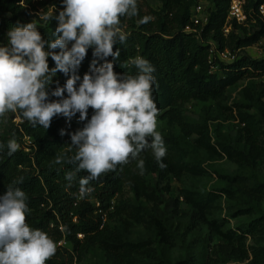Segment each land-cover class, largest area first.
I'll use <instances>...</instances> for the list:
<instances>
[{"label":"trees","instance_id":"trees-1","mask_svg":"<svg viewBox=\"0 0 264 264\" xmlns=\"http://www.w3.org/2000/svg\"><path fill=\"white\" fill-rule=\"evenodd\" d=\"M161 7L154 10L149 0H137L138 15L120 17V28H124L126 36L124 43L119 41L114 51H119V57H108L107 61L114 65V72L119 76H136L139 69L131 63L136 57L146 59L154 68L152 73L155 84L152 87V97L159 110L157 121L167 120L175 125L182 134L189 138L198 135L197 146L208 151L217 152L210 143L209 130L206 125L192 126L184 119L182 108L192 101L206 102L222 99L227 88L247 78H260L261 82L255 87L254 104L264 100V59L257 61L250 57H239L230 65H221V69L210 73L208 64V47L203 43L212 40L221 50H245L264 42V15L260 7L264 0H242L247 15L248 26L255 28L249 32L248 26L228 22V12L231 0H215L214 8L209 13L205 26L191 21V7L188 0H157ZM56 6L63 9V0H0V34H7L10 29L34 23L44 41L45 51H53L48 45L57 39L55 29L57 16L52 15L46 27H39L32 19L40 9L47 10ZM144 16H151L146 24L139 21ZM232 24V30L225 36L224 29ZM190 27L199 34H187L185 29ZM0 46H9L0 39ZM71 42L68 47L71 48ZM59 53L60 49L54 50ZM94 48L87 50L85 59L75 70L80 79L85 74H92L91 66L96 61V67L105 63V59L93 56ZM49 69L56 67L55 62L48 57ZM73 73L65 75L57 72L46 87L48 102L57 101L51 93L59 86L64 87ZM67 98V92L64 93ZM248 106V108H250ZM94 114L88 109V120ZM19 118L22 122L15 120ZM88 120L80 121L79 113L71 118L63 115L53 117L50 127L33 126L27 121L21 111L8 112L0 117V196H3L9 185L20 188L26 194L28 225L46 233L56 243V253L46 264H66L64 255L60 253L58 244L66 241L72 251L81 260L87 248L99 246L104 249L113 264H136L134 255L146 254L150 251V241L128 242L123 235L113 230L108 222L120 217L125 207L116 206L114 202L124 195V190L134 194L136 200L148 198L150 188L144 175H154L159 181L166 182L172 177L181 178L182 171L175 162V157L166 151L161 168L151 149H145L135 159L117 165L115 171H109L98 180L90 181L88 187L93 191L81 195L79 181L88 175L85 171H77V166L68 161L75 155L71 135L81 130ZM242 139L244 150L235 146L223 149L232 161L254 169L264 149L259 144L260 132L251 120L244 121ZM64 135H61V132ZM15 139L18 150L8 155L7 143ZM149 140L151 138L149 137ZM57 156H63L60 164L55 163ZM144 161V170L137 167L139 160ZM73 174L68 181L65 177ZM20 181L19 183H17ZM257 194L264 193V183L255 181ZM168 188V187H166ZM178 208L177 204L175 205ZM193 226L198 227L203 221L202 210L195 208L192 216ZM251 234L258 235L264 231V216L252 222ZM82 236V239L79 238ZM71 259L73 255H69ZM195 258L188 255L181 264H193ZM255 264H264V249L254 253ZM72 263V261H71ZM150 264H169L164 260Z\"/></svg>","mask_w":264,"mask_h":264},{"label":"clouds","instance_id":"clouds-1","mask_svg":"<svg viewBox=\"0 0 264 264\" xmlns=\"http://www.w3.org/2000/svg\"><path fill=\"white\" fill-rule=\"evenodd\" d=\"M125 15H138L137 0H63L55 29L58 38L48 45L53 51L44 50L47 42L34 23L10 29L9 46H0V117L19 110L33 126L47 129L56 115L71 118L79 113L80 121H85L88 109H93L91 119L71 135L69 146L75 155L68 162L75 164L77 171L88 173L79 181L82 196L93 191L88 187L90 181L115 171L117 165L127 164L130 157L135 159L145 149H151L161 168L166 167L162 163L166 148L157 131L159 110L152 97L154 68L138 56L131 63L139 74L119 76L113 63L107 61L108 57H119V51H114L117 37L121 43L126 40L118 27ZM150 20L151 16H144L139 23ZM90 47L94 48L93 56L104 58L105 63L96 67L93 61L92 74H85L77 89L80 78L74 73ZM57 48L59 53L54 51ZM49 56L56 65L53 69H49ZM57 72L73 74L64 87L58 86L51 93L60 99L48 102L46 87ZM18 147L15 139L9 140L8 155ZM63 160L57 156L55 163ZM137 167L143 172L142 159ZM65 178L71 181L73 174ZM28 212L26 194L9 185L0 196V264H46L55 255L56 243L28 225Z\"/></svg>","mask_w":264,"mask_h":264},{"label":"rangeland","instance_id":"rangeland-1","mask_svg":"<svg viewBox=\"0 0 264 264\" xmlns=\"http://www.w3.org/2000/svg\"><path fill=\"white\" fill-rule=\"evenodd\" d=\"M188 1L193 16L200 4L209 15L215 0ZM149 5L154 10L161 7L157 0H149ZM61 10L56 6L40 9L32 19L39 27H46L49 18ZM45 15L47 20L42 19ZM118 27L123 33L125 29ZM248 29L250 33L255 30L251 25ZM0 39L8 43L7 34H0ZM244 56L257 61L264 59V43L242 50L239 57ZM259 82L260 78H245L227 88L222 99L192 101L183 106L187 123L208 127L210 143L218 153L198 147V135L187 138L167 120L157 121L166 151L175 157L182 176L170 178L167 184L154 175H144L150 196L136 200L126 188L124 195L114 202L125 207V212L108 222L123 235L124 241L151 242L148 253L134 255L136 264L160 260L181 264L188 255L195 258L193 264H255L254 253L264 249V231L253 236L250 226L264 216V193L257 194L255 184V181L264 183V154L252 169L232 161L223 149L232 146L245 149L242 139L245 120L257 126L259 144L264 149V100L256 104L253 100ZM197 207L202 210L203 221L194 227L192 216ZM58 247L66 264H113L99 246L87 248L81 260L66 241Z\"/></svg>","mask_w":264,"mask_h":264},{"label":"built area","instance_id":"built-area-1","mask_svg":"<svg viewBox=\"0 0 264 264\" xmlns=\"http://www.w3.org/2000/svg\"><path fill=\"white\" fill-rule=\"evenodd\" d=\"M245 2L242 0H231L230 7L228 12V22H236L241 26H248L247 15L244 9ZM260 13L264 15V7H260ZM209 15L206 14L204 7L200 4L195 10L194 14L191 17V21L197 25L205 26L208 23ZM232 30V24L228 25L224 29V34L227 36ZM187 34H197L198 32L190 27H187L184 31ZM200 37V36H199ZM263 42V41H261ZM264 43V42H263ZM208 47L209 57L208 64L210 66V73L215 74L221 69V65H230L234 63L239 58V53L242 50H221L218 44L212 40H209L206 43H203ZM262 81L264 82V76L262 77ZM16 122H22L19 118L15 120Z\"/></svg>","mask_w":264,"mask_h":264}]
</instances>
